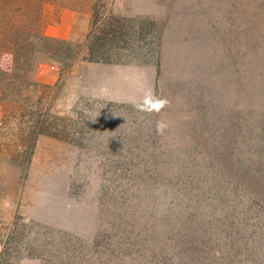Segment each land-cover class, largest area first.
<instances>
[{"label":"rangeland","instance_id":"374dc122","mask_svg":"<svg viewBox=\"0 0 264 264\" xmlns=\"http://www.w3.org/2000/svg\"><path fill=\"white\" fill-rule=\"evenodd\" d=\"M45 12L48 34L63 11ZM69 17L24 115L0 103V257L264 264V0H114L122 33L71 66L92 17ZM148 92L168 104L141 110ZM186 219L207 226L201 254L179 251Z\"/></svg>","mask_w":264,"mask_h":264},{"label":"trees","instance_id":"16d2710c","mask_svg":"<svg viewBox=\"0 0 264 264\" xmlns=\"http://www.w3.org/2000/svg\"><path fill=\"white\" fill-rule=\"evenodd\" d=\"M113 2L114 0H0L1 105L10 95L9 104L16 108L15 114L18 118L23 116L31 99L29 92L31 93L38 84L36 75L42 66V59L56 58L52 52L56 50L50 47L51 43L57 41L44 32L47 25L45 12L47 6L74 13L87 9L91 13L92 26L86 38L87 45L83 51L76 48L69 53L67 60L71 66L83 54L87 56V60L96 62V56L101 54L100 47H103L104 41L110 37L118 38L122 33L123 21L108 17L109 7ZM51 53L52 55H49ZM44 126L45 121L39 120L30 127L29 142L31 140L35 142L40 134L46 132ZM32 152L33 145H28L24 149L23 154L27 162H30ZM166 175L168 172L164 170L158 174V179L164 178L163 182L158 181L160 188L166 183L164 181ZM184 223H188L189 226L185 225L178 234L179 251L188 255L201 254L200 239L208 232L207 226L203 227L202 222L194 223L190 219H186ZM13 261V258L5 257V254L0 257V264H13Z\"/></svg>","mask_w":264,"mask_h":264},{"label":"clouds","instance_id":"9594fccd","mask_svg":"<svg viewBox=\"0 0 264 264\" xmlns=\"http://www.w3.org/2000/svg\"><path fill=\"white\" fill-rule=\"evenodd\" d=\"M168 104L167 99L156 97L151 92L146 93V98L143 101V104L140 105L141 110L144 111H155L160 112ZM168 125L161 121L157 122L156 130L159 134H163Z\"/></svg>","mask_w":264,"mask_h":264},{"label":"crops","instance_id":"0c3cea01","mask_svg":"<svg viewBox=\"0 0 264 264\" xmlns=\"http://www.w3.org/2000/svg\"><path fill=\"white\" fill-rule=\"evenodd\" d=\"M67 17H69V22H71L75 18V13L68 10L63 11L58 25L53 30L51 29L52 33H48L46 35L52 36L54 38H66L69 35V27L66 26Z\"/></svg>","mask_w":264,"mask_h":264}]
</instances>
